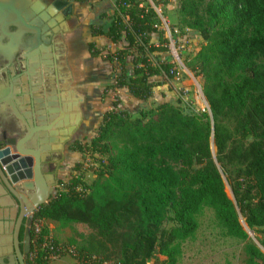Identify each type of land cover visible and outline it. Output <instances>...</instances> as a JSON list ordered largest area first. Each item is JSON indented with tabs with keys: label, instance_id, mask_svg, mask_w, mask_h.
I'll return each instance as SVG.
<instances>
[{
	"label": "trees",
	"instance_id": "16d2710c",
	"mask_svg": "<svg viewBox=\"0 0 264 264\" xmlns=\"http://www.w3.org/2000/svg\"><path fill=\"white\" fill-rule=\"evenodd\" d=\"M176 1L178 23L172 28L202 38L187 67L203 79L208 111L188 113L162 102L132 117L116 100L94 137L69 144L72 151L97 156L95 179L59 180L63 188L37 208L33 221L87 226L91 233L71 251L78 264L92 256L99 263L148 264L156 254L165 257L159 264H175L179 243L196 231L204 205L231 236L246 240L242 218L264 249V0ZM114 7L112 14L101 13L105 21L89 25L87 53L110 64L113 82L103 94L125 88L146 100L178 73L169 61H152L167 51L166 32L157 12L139 0H114ZM99 36L116 47H97L92 38ZM168 220L173 224L165 227ZM33 236L37 244L44 237L40 229ZM244 250L246 264H264L258 246L248 242ZM33 256L30 264L49 262Z\"/></svg>",
	"mask_w": 264,
	"mask_h": 264
},
{
	"label": "rangeland",
	"instance_id": "374dc122",
	"mask_svg": "<svg viewBox=\"0 0 264 264\" xmlns=\"http://www.w3.org/2000/svg\"><path fill=\"white\" fill-rule=\"evenodd\" d=\"M139 1L151 6L159 14L162 23H164L161 26L166 32L164 36L168 39L167 51L154 55L152 61H169L178 72L173 79L167 80L166 84L154 88L153 98L150 99L147 104L146 100L136 99L130 96L126 90L120 92L119 97L121 99L113 94L115 90H109L103 94V88L106 84L113 82L112 70L108 65L99 61L101 60L100 58H91L87 53L86 42L90 39L88 32L89 24L91 22L105 21L106 19L99 18V15H101L102 12L112 14L115 9L114 0H43V2L47 4L54 5L58 11L64 14L67 20V30L63 32V40L66 48L70 49V52L68 49L67 62L71 76L72 78L74 77L73 85H75L77 91L83 95V102L80 104V108L81 112L83 110L84 118L86 119L90 110L93 111L94 108L99 110V102L103 103L106 98H109V108L113 101L117 100V103L120 105L122 100L121 108L128 112L138 111L137 115H139L140 110H137L139 107L147 106V108H153L161 102L179 105L188 113L192 110L208 111V103L201 90L203 79L200 75L190 71L187 67L189 60L199 49L202 38L195 31L186 30L184 31L185 33H183L185 36H183V34L179 33L178 35V32L172 30L173 24H168L163 13L164 10H166L163 5L166 2L174 3L176 4L177 11L176 0ZM167 11L171 12L170 17H172L175 9L170 7ZM153 38L157 40L158 37L154 35ZM177 54L178 58L176 57ZM158 79L164 80V77L160 76ZM131 116L133 117V115ZM95 118V120L93 118V122L98 119L99 124L101 120L100 114L95 113ZM79 132L80 131L77 130L76 133H73L74 135L71 136L69 141L70 143L74 140L85 139V137L80 138V136L77 135ZM212 154H215L214 148L212 149ZM88 162H92V160ZM50 164L52 163H49V165ZM218 167L225 184V191L228 197L233 199L226 175L223 173L220 165H218ZM63 169V173L67 175V166L63 167ZM91 169L93 170V168ZM229 170H232L231 167H229ZM58 182L57 184L55 183V189H62V185H58ZM171 214L172 213H170V215ZM196 221L197 229L193 235L179 243L180 254L175 264H246L244 249L245 244L248 242L258 246L264 254V249L260 247L258 240L260 235L257 231L249 230L240 217L239 221L248 235L246 240H240L231 236L217 221L213 209L209 206L204 205L201 208L196 215ZM34 224L33 227H38L42 231L43 236L53 238L58 243L64 244V247L70 250H73L74 247L77 248L91 233V230L82 224L71 223L62 227L58 223L50 220L35 221ZM172 224V221L168 220L164 226L169 227ZM34 239L35 236H33V242L29 253L30 262H32L34 258ZM164 259L165 257L156 254L154 257L149 258L147 262L148 264H159V262ZM73 262L74 259L71 257V254H64L58 259L49 261L48 264H73Z\"/></svg>",
	"mask_w": 264,
	"mask_h": 264
},
{
	"label": "water",
	"instance_id": "95a60500",
	"mask_svg": "<svg viewBox=\"0 0 264 264\" xmlns=\"http://www.w3.org/2000/svg\"><path fill=\"white\" fill-rule=\"evenodd\" d=\"M14 2L15 0H11L6 7L0 5L1 29L5 27V18L11 13L19 19L27 14L22 0H18V8L14 7ZM35 4H39L41 11L47 12L50 17L57 14L63 32L67 30L63 15L57 13L52 5L45 8L40 0L31 1L29 7L34 12H37ZM40 17L42 22L47 21L42 15ZM41 20L37 22L38 25H41ZM48 25L53 26V21L49 20ZM46 28L47 26L43 30ZM13 50L11 43L0 46V115L5 116L9 106L24 124L23 119L27 115L25 110L29 107L30 118L27 119L28 127L24 126L20 130L21 136L16 142H7L4 146L0 143V180L14 198L20 201V195L25 196L29 201V209L35 210L46 203L55 191V177L52 172L47 171L48 165L57 161L56 157L61 155L76 131L81 121L80 104L83 97L67 84L70 82L68 73L64 80L55 82L42 99H37L30 79L32 74L28 72L27 65L18 63L20 73L29 77V81L24 80L23 85L17 84L7 75L6 68L11 61L8 52ZM29 57L34 59L32 54ZM26 84H29L28 87ZM13 104H16L18 110ZM213 148L215 149L211 139V152ZM15 252L21 262L16 240Z\"/></svg>",
	"mask_w": 264,
	"mask_h": 264
},
{
	"label": "flooded vegetation",
	"instance_id": "af4514ba",
	"mask_svg": "<svg viewBox=\"0 0 264 264\" xmlns=\"http://www.w3.org/2000/svg\"><path fill=\"white\" fill-rule=\"evenodd\" d=\"M10 1L0 0V5L6 7L10 5ZM40 1L45 8L52 5L43 2V0ZM25 2L28 8L30 3L26 0ZM14 3V7L18 8V0H15ZM52 6L55 8L54 5ZM28 9L30 13L21 16L20 19L12 13L5 18V27L0 28V46L11 43L12 48H14L13 51L8 52L11 59L6 68L8 77L16 81L17 84L23 85V81H29V77L20 73L21 69L18 68V63L27 65L29 67V69L27 68L28 72L32 74L30 79L34 93L37 99H42L55 82L59 83L66 78V74L70 73L67 62L68 49L63 40V30L60 21L57 19V14L50 17L47 12H34L31 7ZM57 13L61 12L57 10ZM61 14L66 24L67 20L64 14ZM40 15L47 18V21L42 22ZM40 20L42 23L38 25L37 22ZM49 20L53 21L51 27L48 25ZM45 26L47 28L43 30ZM29 54H32L34 59H30ZM28 85L25 86L28 87ZM13 106L16 108V104ZM25 113L27 115L24 116V124L19 120L13 108L9 106L7 107V114L5 116L0 115V143L3 144L1 146L7 142H16L21 136L20 130L24 126L28 127L29 107ZM4 135L5 138L3 139ZM56 158V162H58L61 155ZM56 162L50 164L47 171L50 168L53 171ZM55 187L56 184L54 189ZM19 199L20 201L14 198L0 180V264H21V262L30 264L29 253L33 242V226L35 225L33 216L37 209H29V201L25 196L20 195ZM15 240L21 253V262L15 252Z\"/></svg>",
	"mask_w": 264,
	"mask_h": 264
},
{
	"label": "crops",
	"instance_id": "0c3cea01",
	"mask_svg": "<svg viewBox=\"0 0 264 264\" xmlns=\"http://www.w3.org/2000/svg\"><path fill=\"white\" fill-rule=\"evenodd\" d=\"M174 2H176V1H174ZM163 7H164V9H166V10H164L163 13H164L165 18L167 19L168 24L176 25L178 23V14H177V11H176V4H174V3L172 4L170 2H166L163 5ZM170 7L175 9L174 15H172V17H170V13L171 12L167 11V9H169ZM99 18H101V17H99ZM101 22H103V21L91 22V23H101ZM162 24H164V23H162V21H161V26H162ZM88 28H89V26H88ZM186 30H188V29H185L184 31H186ZM189 31H192V30H189ZM88 32H89V30H88ZM154 35H156V34H153L151 36V41L152 42H157V40H154V38H153ZM90 39H91V37H90ZM92 40L95 41L97 47H106V48L111 49V50L114 49L113 47H116L115 44L111 43L107 38H105L103 36L92 38ZM69 52H70V49H69ZM99 61H101L105 65H108L109 68L111 69L110 64L107 61H104V60H99ZM69 78H70L69 84L75 89L77 94H79V95H81L83 97V95L80 94L77 91V89L75 88V85H73L74 77L72 78L71 72H70ZM157 79H158V77H157ZM164 84H166V82ZM164 84H162V85H164ZM106 85H108V84H106ZM124 90H126V89L125 88H118V89H116L113 92V94H115V95H117L119 97L120 92H124ZM127 93H128V91H127ZM153 94H154V90H153ZM152 98L153 97H150V98L146 99V104ZM108 99L109 98H106V100L103 101V103L99 102V104H100L99 110H96V108H94L93 111L90 110L89 114H87L86 119L84 118L85 116H83V110H82V112H81V121H80V123H79V125H78V127H77V129H76V131L74 133H76L77 130H79L80 132L77 135H79L80 138L85 137L86 141H89L92 137H94L96 132H97V128H98V119L93 122V118L95 120L96 119L95 118V113H98V114H100V119H101L103 112L105 110H107L109 108V106H110V102H109ZM119 99H121V98L119 97ZM121 105H122V100H121V104L119 105L120 108H121ZM144 109H149V108H147V106L146 107H139V109H137V110H144ZM137 112L138 111L128 112V113L133 115V117H135L137 115ZM76 138H78V137H76ZM78 140H81V139H78ZM69 143H68V145H66L63 148V151L61 153V158L59 159L58 162H56L57 163L56 166L55 165L53 166V167H55V168L52 169L53 171H51V168L48 171L52 172L54 174L56 184H57V182L59 180H61L62 182L66 183V182H68L71 179V177L77 176V175H82L83 176V180L87 184L92 183L93 180L95 179V174H94V172H93V170L91 168L97 167V162L95 160V158H97V156L96 155H91V154L86 153V152L72 151V150L69 149ZM89 160H92V162H88ZM75 163H79L80 164L77 169L73 168ZM65 166H67V170H68V174L67 175H65L63 173V171H64L63 167H65Z\"/></svg>",
	"mask_w": 264,
	"mask_h": 264
},
{
	"label": "built area",
	"instance_id": "2783aa9c",
	"mask_svg": "<svg viewBox=\"0 0 264 264\" xmlns=\"http://www.w3.org/2000/svg\"><path fill=\"white\" fill-rule=\"evenodd\" d=\"M172 30L175 32H178L177 28H175V27L172 28ZM183 36H185V34H183ZM183 36H181V37H183ZM176 57L178 58V54L176 55ZM34 231H35L36 235H38L39 228L38 227L34 228ZM33 250H34V253L41 254L42 258L46 259L48 261H51L53 259L54 260L58 259L64 254L70 255L71 251H72L68 248H65L61 243H55L53 238H51L49 236H44L41 239L39 244L34 242V249ZM73 264H78V262L74 259ZM82 264H111V262L104 261L102 263H99L97 258H95V256H92L91 259L82 261Z\"/></svg>",
	"mask_w": 264,
	"mask_h": 264
},
{
	"label": "bare ground",
	"instance_id": "6f19581e",
	"mask_svg": "<svg viewBox=\"0 0 264 264\" xmlns=\"http://www.w3.org/2000/svg\"><path fill=\"white\" fill-rule=\"evenodd\" d=\"M23 2H24V4H25V9H26V12L27 13H30L29 12V7L27 8V3L25 2V0H22ZM28 3H30L31 4V1L30 0H26ZM41 3V2H40ZM30 4H29V6H30ZM35 10L37 11V12H39V11H41L42 9H41V6L39 5V4H35ZM67 84H69V81L67 82ZM52 96V95H51Z\"/></svg>",
	"mask_w": 264,
	"mask_h": 264
}]
</instances>
